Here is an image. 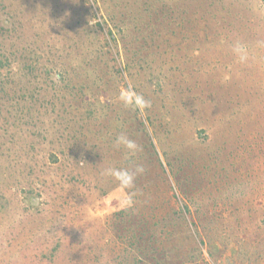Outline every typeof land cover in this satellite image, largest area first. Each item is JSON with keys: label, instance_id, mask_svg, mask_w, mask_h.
<instances>
[{"label": "rangeland", "instance_id": "rangeland-1", "mask_svg": "<svg viewBox=\"0 0 264 264\" xmlns=\"http://www.w3.org/2000/svg\"><path fill=\"white\" fill-rule=\"evenodd\" d=\"M0 61V264H264V0H0Z\"/></svg>", "mask_w": 264, "mask_h": 264}, {"label": "clouds", "instance_id": "clouds-1", "mask_svg": "<svg viewBox=\"0 0 264 264\" xmlns=\"http://www.w3.org/2000/svg\"><path fill=\"white\" fill-rule=\"evenodd\" d=\"M241 47L237 45L235 51L237 53L241 52ZM243 59V57H241ZM15 67V66H14ZM121 100L127 106L128 98L127 96H122ZM137 103L147 105V101H145L142 97H138ZM113 146L117 149L123 148L127 154L131 155L136 153L139 150V145L132 139H130L126 134L120 133L115 137L113 142ZM142 171V168L137 165L135 167H114L109 166L105 169L104 175L111 177L115 180L118 186L127 193L126 203L132 202V197L134 193H132V188L134 186V181L139 172Z\"/></svg>", "mask_w": 264, "mask_h": 264}, {"label": "trees", "instance_id": "trees-1", "mask_svg": "<svg viewBox=\"0 0 264 264\" xmlns=\"http://www.w3.org/2000/svg\"><path fill=\"white\" fill-rule=\"evenodd\" d=\"M1 62H2V61H0V66H1V64H2Z\"/></svg>", "mask_w": 264, "mask_h": 264}]
</instances>
